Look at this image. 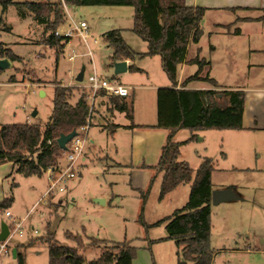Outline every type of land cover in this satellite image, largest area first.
<instances>
[{"label": "rangeland", "instance_id": "obj_1", "mask_svg": "<svg viewBox=\"0 0 264 264\" xmlns=\"http://www.w3.org/2000/svg\"><path fill=\"white\" fill-rule=\"evenodd\" d=\"M67 8L69 15L65 24L58 30L65 33L75 28L81 21L87 23L88 29L85 36L75 30L64 52L57 55L53 47L41 42L44 25L35 20L33 13L22 15L16 5H10L7 10L0 5V17L4 19L0 23V42L18 56L11 61L9 67L0 70V80L8 81L15 77L20 83L12 88H4L3 102L0 106L12 92L16 96L14 103L17 110L16 114H11L7 121H3L4 123L29 122L44 126L53 112L55 87L60 83L75 86L71 99V102L75 103L82 93L81 88L85 89V85L82 84L87 83V77L93 69L99 76L125 86L148 81L154 83L160 77L168 81L159 55L154 56L155 60L151 58L153 56L136 57L131 60V64L147 68L151 78L148 71L143 73L128 70L114 74L110 61L113 50L103 40L106 32L121 28L124 39L136 51L144 52L148 49L147 41L132 31L134 7L80 5ZM63 9L66 13L65 6ZM5 24L11 26V30L5 29ZM226 49L228 53L233 51V47ZM73 51L76 56L70 59ZM194 52V48H191L190 56ZM225 55L227 69L223 67L219 71L223 73L224 84L242 83L243 71L233 69L231 59ZM202 56L211 59L206 50L202 52ZM83 66L84 80L79 84L76 76ZM198 68L197 65L188 68L190 71H187L186 75L190 72L195 73ZM215 71L217 72L216 69ZM246 72L245 69L244 73ZM234 76L239 77L233 79ZM41 90L45 94L42 95ZM146 93L147 90L138 88L135 90L133 96L135 108L142 107L145 99H148ZM100 101V98L95 101L93 125L89 127L83 154L86 158L83 161L82 158L79 159L75 166L77 176L64 183V191H56L54 195L36 204L49 185L47 172L41 177L16 173L15 177L10 179L11 183L15 180L17 185L13 186V192L8 193L14 198L9 208L17 221L24 219L23 235L17 232L11 238L9 252L0 254V264H18L12 254L13 248L18 244H26L31 239L45 236L49 228L61 244H75L67 238V232L80 234L87 242L92 237L109 242L81 249L80 252L87 261L97 258L111 244L129 240L131 245L138 248L135 264H178L179 247L176 242L171 239L157 241L156 239L167 236L166 221L163 219L188 203L193 183H183L176 191L160 198L161 172L154 171L155 176L146 190L136 191L134 194L129 191L130 183L123 180L128 178V173H115L118 178L112 179L111 175L114 173H109L108 170L113 168V161L105 156L108 153L112 156L114 147L111 145L103 151L99 145L105 144L108 140V132H101L99 126L102 117L96 109L101 108ZM24 107H27L30 121H27L23 112L21 113ZM34 111H37L35 116ZM117 116L119 122L127 121L124 113L121 112ZM205 133L204 140H201L203 133L200 132L194 140L182 144L180 160L187 161L196 172L204 156L213 158L215 162L212 173L213 189L236 185L247 198L245 201L219 205H214L211 201V244L216 251L212 264H264V167L261 165L264 156V136L261 140L253 139L252 136L228 137L224 142L217 130H208ZM95 135L96 139L93 142L92 138ZM190 136L189 129H180L175 135V140L183 142ZM239 148L245 152L243 163H240L242 156L239 155ZM223 152L228 153L227 159L221 156ZM60 163L66 164L65 155L60 159ZM114 186L121 191L119 195H114ZM97 199H105L106 202L102 203ZM34 204L36 205L33 206ZM6 219L10 220L8 217ZM158 221L161 222L157 224ZM26 256L27 264H48L47 243L38 240L28 246Z\"/></svg>", "mask_w": 264, "mask_h": 264}, {"label": "trees", "instance_id": "obj_2", "mask_svg": "<svg viewBox=\"0 0 264 264\" xmlns=\"http://www.w3.org/2000/svg\"><path fill=\"white\" fill-rule=\"evenodd\" d=\"M0 5L7 10L16 5L22 15L33 13L35 20L44 25L41 42L53 47L57 55L64 52L69 42L63 35H57L59 27L65 24L67 14L64 6L80 5H117L134 7V25L132 31L148 43L146 52H138L123 37V29L116 28L106 32L103 40L113 50L111 65L115 61L134 60L136 57H161L162 68L167 74L171 86L160 88L157 95L158 120L154 127L169 131L162 148L159 161L155 165H142L157 173H162L160 198L174 192L181 184L192 182L190 200L165 217L167 236L160 238L176 242L178 264H212L215 248L211 244L212 231V173L215 169L213 158L205 156L194 172L190 164L180 160L181 146L189 143L203 130H242L245 108V93L242 90H222L214 77L203 73L210 61L199 55L189 59L188 48L198 43L204 33L203 19L206 8L187 5L185 0H0ZM4 21L0 17V23ZM11 30V26H4ZM234 32H239L236 28ZM0 57L11 61L18 56L3 42H0ZM183 63L197 64L198 70L186 77L179 86L180 66ZM2 70V69H0ZM130 71H142L135 64ZM10 81H16L11 77ZM192 81L209 83L213 89H192L187 86ZM75 86L58 84L54 92V107L49 121L43 126L38 123H0V164L12 161L17 172L24 176H43L50 168L57 167L65 155L58 144L62 133L79 130L88 123L90 106L82 93L75 103L71 102ZM110 98L115 108L125 112L133 119V98L108 96L104 92L98 96ZM92 117L89 126H92ZM119 125L113 123L112 130ZM180 129H189L191 136L183 142L176 141L175 135ZM15 186V183L14 185ZM13 197L8 195L0 202V215L6 211ZM161 221H158L159 224ZM74 245L61 244L55 233L48 229L45 236L31 239L26 244H18L17 263L27 264L26 249L38 240L47 243L48 264H133L138 248L129 240L111 244L97 258L87 261L81 249L96 247L109 242L104 239L90 238L87 242L80 234L66 233Z\"/></svg>", "mask_w": 264, "mask_h": 264}, {"label": "crops", "instance_id": "obj_3", "mask_svg": "<svg viewBox=\"0 0 264 264\" xmlns=\"http://www.w3.org/2000/svg\"><path fill=\"white\" fill-rule=\"evenodd\" d=\"M185 2L190 6H201L206 8V14L203 19L204 33L198 43H192L189 45V59L194 58L197 55L206 59V57L202 56V52L205 50L208 51L211 59L206 60L210 61L211 64L204 66L203 73H208L211 77H214L220 85L219 89L242 90L245 93V108L243 115L244 128L242 130H217L220 132L221 140L225 142L228 137L244 138L250 136H252L253 139L259 138L261 140L262 136H264V0H185ZM236 28H239V32L235 33L234 30ZM226 47H229L230 49L233 47V51L228 53ZM191 48H194L195 51L192 56H190ZM225 54L231 59V63L234 65L232 67L233 69H240L243 71L242 83L224 84L222 78L223 73L219 71H221L223 67L224 69H227V57ZM230 54L233 56H230ZM256 54H258V56H256ZM223 57H226V60ZM151 58L155 60L154 58L156 57L153 56ZM130 65L131 60H128L129 71ZM195 65L197 64L183 63L180 66L178 88L181 87V84L186 77L194 74L190 72V74L186 75V72L190 71L188 68H192V66ZM140 69H142L141 72L143 73L148 71V69L144 67H141ZM245 69L247 70L246 73H244ZM148 74L150 77L149 71ZM237 77L239 76H234L233 79H236ZM167 80L168 81L163 77H160V79L156 80L154 83L148 81L142 84L127 86L129 87L128 99L133 98L134 92L137 88L148 91V93H146L148 99H145L142 107L138 109V106H136L135 108V101H133V119H129L125 112L115 108V105L109 97L102 95L97 97L101 99V108L96 109L98 114L102 117V122L99 124L100 130L103 133L108 132L107 142L105 144H99L101 147L100 150L104 151L113 145L114 154L111 156L108 153L105 156L113 161V168H109L108 171H110L109 173H114L111 175L112 179L118 178L115 173H128V178H123V180L130 183L128 188L132 194L136 191L144 192L150 184V181L155 176V170L144 168L142 165H155L158 163L162 148L168 137V130L154 127L158 120V90L160 88L171 86L169 78ZM18 85H20L18 81L12 82L10 80H0V103L3 102L2 94L5 90L4 88H12ZM187 87L205 90L214 88L209 83L203 81H192ZM42 91L43 90H41V92ZM6 92L9 93V91ZM10 93L11 95L8 98H5L4 104L2 105L3 107L0 106V123L2 124L4 123L3 121H7L6 119H8L11 114H16L17 111L16 104L14 103V98L16 96H14V93ZM22 112L26 116L27 121H30L27 107H24V110H21V113ZM121 112L126 115L127 121L119 122L117 120V115ZM113 123L119 126L116 130L109 132L107 129L112 130ZM206 131L208 130L199 131L197 133H203L201 140L206 138ZM95 139L96 135L92 138V141L95 142ZM239 150V155L242 156L240 163H243L245 152H243L242 148H239ZM221 156L224 159H227L228 153L223 152ZM261 157L262 154H260V158ZM85 158L86 157L83 156L82 161L85 160ZM249 159L250 158H248V160ZM262 159L261 165L264 167V156ZM16 173H18L17 167L12 161H5L0 164V202L8 196L9 192L14 191L15 186L13 187V185L14 183L17 185V182L14 180L11 183L10 179L15 177ZM114 188V195H119L121 191L115 186ZM38 202H36V204H38ZM8 209L10 210V208ZM2 220L8 221L4 211H2L0 215V223ZM152 239L155 240V238H149V240ZM158 239H156V241ZM135 263L136 259L133 260V264Z\"/></svg>", "mask_w": 264, "mask_h": 264}, {"label": "built area", "instance_id": "obj_4", "mask_svg": "<svg viewBox=\"0 0 264 264\" xmlns=\"http://www.w3.org/2000/svg\"><path fill=\"white\" fill-rule=\"evenodd\" d=\"M66 14L69 15V11L66 7ZM88 26L85 21H81L79 24H76V27L66 31L65 33H61L59 30L56 32L57 35H63L67 37L69 42L71 41L73 32L75 30L79 31L82 36H85V32H87ZM68 42V43H69ZM76 56L75 51L73 54L69 56L70 59H74ZM82 83V82H80ZM85 85V89L87 91L86 98L89 102L90 106V117L88 118V123L81 126L79 130H77V135L67 144L68 149L66 150V164H59L57 167L50 168L47 171L49 175V185L46 193L39 200L38 204L41 203L42 200L46 199L52 194H55L56 191H64L65 185L64 183L71 178L77 176L75 166L79 159L82 158L84 154L85 142L89 130V122L91 116L95 110V101L98 97V94L104 92L108 96H121L128 97L129 95V87L125 85H121L115 82H111L108 79H105L98 75V73L93 69V72L88 75L87 83L82 84ZM5 216L8 217V224L10 227V234L6 240L0 241V254L2 252H9V242L11 238L19 232V235H23V224L24 219L17 221V219L13 218L12 213L9 209L5 211ZM87 264V263H84Z\"/></svg>", "mask_w": 264, "mask_h": 264}, {"label": "water", "instance_id": "obj_5", "mask_svg": "<svg viewBox=\"0 0 264 264\" xmlns=\"http://www.w3.org/2000/svg\"><path fill=\"white\" fill-rule=\"evenodd\" d=\"M11 65V60L9 58H0V69H5ZM114 68V74L117 75L122 72H126L129 69L128 66V60L123 61H115L112 64ZM85 75V66L81 68L79 73L76 76V80L78 82H83ZM41 94H44V91L41 92ZM37 114V111L33 112V115L35 116ZM77 130H73L70 133H62L60 137L58 138V144L63 150H67L68 146L67 144L77 135ZM99 202L105 203L104 199H97ZM246 197L244 194H242L239 191L238 186L236 185H229L223 188H216L212 190V197L211 201L214 205H219L221 203L226 202H237V201H245ZM10 234V227L6 220H2L0 223V241H4L7 239V237ZM13 256L17 257V248H13L12 250Z\"/></svg>", "mask_w": 264, "mask_h": 264}]
</instances>
